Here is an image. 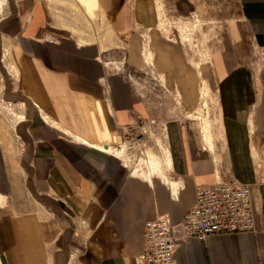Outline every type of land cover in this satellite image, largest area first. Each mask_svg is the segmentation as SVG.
<instances>
[{
  "label": "crops",
  "instance_id": "1",
  "mask_svg": "<svg viewBox=\"0 0 264 264\" xmlns=\"http://www.w3.org/2000/svg\"><path fill=\"white\" fill-rule=\"evenodd\" d=\"M82 1L92 19L61 0H8L0 17L19 76L6 98L22 110L16 169L25 195L10 197L19 212L0 209V264H134L148 220L166 214L179 223L196 187L227 179L250 186L255 233L190 239L176 247L175 263L264 264V0H219L225 31L199 73L156 31V0ZM138 28L150 36L166 91L186 109L198 107L201 80L216 97L212 149L109 67L126 57L141 68ZM141 124L167 125L163 176H133L114 156L121 151L108 149Z\"/></svg>",
  "mask_w": 264,
  "mask_h": 264
},
{
  "label": "rangeland",
  "instance_id": "2",
  "mask_svg": "<svg viewBox=\"0 0 264 264\" xmlns=\"http://www.w3.org/2000/svg\"><path fill=\"white\" fill-rule=\"evenodd\" d=\"M0 17L3 15L8 0H1ZM56 0H50L55 3ZM65 7L77 13H83L91 18L90 12L82 0H61ZM84 8V10L82 9ZM158 20L156 31L167 40L180 45L186 59L200 72V67L209 63V59L216 52L221 36L225 31L222 17V7L219 0H156ZM72 14L68 11V15ZM74 14V13H73ZM71 19L73 20V16ZM89 15V16H88ZM141 39V68L137 69L121 57L114 62L107 61L114 73L124 74L129 78L142 96L153 100L157 109L168 117H179L191 123L192 129L212 149L210 138L219 129L217 118L216 97L210 91L204 80L200 85V101L196 109H186L178 93L166 91L165 78L158 75L154 68L155 54L151 46L150 36L146 30H136ZM0 40V209L9 213L19 212L22 207L12 202V194L22 201L25 200L16 162L22 148V140L16 134L17 123L23 118L21 106L17 101L6 98V89H18L19 76L16 65L9 57L6 44ZM105 48V46H102ZM17 86V87H15ZM138 93V94H139ZM207 104V105H206ZM193 115L198 120L189 117ZM193 123H192V122ZM166 126L155 124L140 125L137 135L128 139H111L108 143L113 147H125L121 155H114L121 159L126 167L131 169L133 176H163L161 168L166 165V158L170 155L164 135ZM203 142V141H202ZM119 154V151L117 152ZM113 155V154H112ZM7 195V196H4Z\"/></svg>",
  "mask_w": 264,
  "mask_h": 264
},
{
  "label": "built area",
  "instance_id": "3",
  "mask_svg": "<svg viewBox=\"0 0 264 264\" xmlns=\"http://www.w3.org/2000/svg\"><path fill=\"white\" fill-rule=\"evenodd\" d=\"M254 212L249 185L227 179L198 186L194 205L179 223L172 224L166 214L145 223L144 250L134 258V264H176V247L190 239L255 233Z\"/></svg>",
  "mask_w": 264,
  "mask_h": 264
},
{
  "label": "bare ground",
  "instance_id": "4",
  "mask_svg": "<svg viewBox=\"0 0 264 264\" xmlns=\"http://www.w3.org/2000/svg\"><path fill=\"white\" fill-rule=\"evenodd\" d=\"M1 5H3V3H2V1L0 0V7H1ZM207 105V104H206ZM190 118L192 117L193 118V120L195 121V120H198L199 118L198 117H194L193 115H190L189 116ZM192 122V121H191ZM193 123V122H192ZM121 148V146L118 148V150L116 151V149H114V148H112V149H110V147H108V149H109V151H113V152H118V151H121V153L125 150V147L121 150L120 149ZM107 149V150H108ZM255 158V157H254ZM255 159H257V158H255ZM169 163H170V161H169V158H166V165H169ZM169 167H170V165H169ZM174 186V185H173ZM176 187V186H175ZM174 189V188H173ZM173 193H175V191L173 192ZM173 198V197H172Z\"/></svg>",
  "mask_w": 264,
  "mask_h": 264
}]
</instances>
